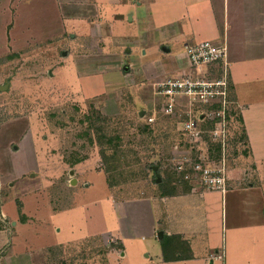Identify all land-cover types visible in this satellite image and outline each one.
<instances>
[{"label":"crops","instance_id":"0c3cea01","mask_svg":"<svg viewBox=\"0 0 264 264\" xmlns=\"http://www.w3.org/2000/svg\"><path fill=\"white\" fill-rule=\"evenodd\" d=\"M65 35L69 39L65 40ZM50 40H57L58 46L61 42L84 47L93 44L100 56L104 52L103 41L113 46L132 42L126 52L130 53L133 64L125 65L124 70L136 65L142 66V72L146 73L152 67L161 81L189 70L187 43L201 40L225 43L235 101L229 146L231 142L237 143L240 152H249L245 171L252 165L251 173L259 181L249 179L245 184L246 175L241 172L238 176L231 175L228 170L224 191L208 189L191 180L189 190L183 191L165 185L167 182L157 175L156 182L160 185L157 195L128 199L115 194L116 184L110 186L105 169L95 170L86 164L85 170L79 171L77 161L68 169L69 177L58 180L66 192L53 194L55 200L48 195L44 199V193L37 190L43 185L38 169H44L45 163L48 173L52 172L44 152L48 141L45 144L39 141L38 130L30 118L8 121L0 133L20 131L5 143L6 150L24 152L25 160L40 157L42 163L17 177L11 172L10 164L6 167L0 161V187L3 179L14 189L3 201L2 213L32 222L34 229L29 235L40 231L41 224L48 225L51 241L35 246L41 257L46 261L48 253L55 255L69 244L100 237L114 242L103 260L105 264H111L112 259L121 264L123 258L128 264H148L152 260L151 249L155 250L156 259L150 264H210L211 261L212 264H264V0H0V55L26 59L27 50L39 54L42 50L38 48ZM150 52L159 55L156 63L150 62L149 57L142 63V55ZM108 71L102 69L88 76ZM27 75L17 74L29 86L27 89L39 93L36 88H30L38 82L25 79ZM7 86H1V90ZM45 89H50L47 84ZM80 91L86 97L99 92ZM20 119L25 121L24 125ZM13 122L16 123L12 125ZM26 135L33 141L25 138ZM14 144L19 151L10 149ZM216 151L220 152V147ZM102 171L107 193L100 200L81 203L79 197L92 185L88 175ZM231 179L235 180L231 182ZM47 180L50 185V178ZM73 180H76L74 184ZM28 182L36 184L27 187ZM59 217L64 225L70 222L68 232H64L60 221L55 222ZM0 231L3 237L5 228ZM146 241L145 246H140ZM5 257L15 259L13 254Z\"/></svg>","mask_w":264,"mask_h":264},{"label":"rangeland","instance_id":"374dc122","mask_svg":"<svg viewBox=\"0 0 264 264\" xmlns=\"http://www.w3.org/2000/svg\"><path fill=\"white\" fill-rule=\"evenodd\" d=\"M64 37L65 40L69 39L68 35ZM79 40L80 38H77L76 43H79ZM84 40H81V43H84ZM86 42H89L88 39ZM132 44L124 42L113 46L108 41H103L104 52L100 56L93 44L84 47L61 42L58 46L57 40H50L42 44L41 48L37 47L42 50L38 51L39 54H31V51L27 50L29 55L26 59L0 55V130L8 121L30 118L36 131L38 130L36 137L39 141L42 144L48 141L44 152L52 172L48 173L45 163L44 169H38L43 185L37 190L44 193V199L47 195L52 198L53 194L57 196L66 192L58 180L62 177V180L68 178V169L77 161L80 163L77 165L79 171L85 170L86 164L95 170H107L116 183L115 194L131 199L157 195L160 190V185L156 182L157 175L162 178V182H167L165 185L176 186L183 191L189 190L191 182L187 177L194 174V171L190 168L191 164L178 170V164L186 159L195 161L206 154L212 160L219 158L220 152H206L210 147L208 136L199 144L188 142L183 138L181 131L183 116L178 113L167 115L161 111V100L157 94V85L161 78L155 76L156 69L147 68L145 73L142 72V66L139 68L134 65L129 71L124 70L125 65L133 64L130 53L126 52L127 46ZM154 53L142 55L140 61L143 63L149 57L150 62L156 63L159 55ZM102 69L110 70V75L108 72H100L88 76ZM16 73H29L25 79L37 81L38 84L30 88H36L39 93L27 89L29 86ZM51 77L53 78L50 80ZM6 84V89L1 90V86ZM46 84L50 89L44 90ZM80 90L99 92L95 96L87 94L86 97ZM150 116L155 118L153 122L149 121ZM14 123L16 122L12 125ZM24 123L25 121L20 119V124ZM233 129L236 128L233 126ZM17 131L20 130H4L0 133V161L6 167L10 164L11 172L20 177L26 174L29 168L34 169V165H40L42 160L40 157L31 161L25 160L22 157L24 152L6 150L5 143L17 134ZM25 138L33 141L30 135ZM16 145H11L10 149L19 151ZM229 149L226 157L230 174L238 176L240 172L243 173V176L246 175L243 177L245 184H248L249 179L259 181L258 176L251 173L252 165L249 164L248 171H245L244 162L249 152H240L237 143L233 142L230 143ZM52 156L55 159H52ZM154 165L160 167L157 172L152 168ZM6 167H3L5 173ZM48 178L50 185H47ZM88 180L92 185L79 197V201L84 204L102 199L108 190L103 171L91 172ZM2 181L0 222L6 233L3 237L0 236V264H105L103 260L114 242L100 237L69 244L55 255L48 253L45 261L40 250L36 248L51 241L48 237V225L41 224L40 231L31 232L30 238L29 232L34 229L32 222L24 218H21L25 220L22 221L17 216L14 219L7 213L3 215L1 205L14 189H10L11 185L3 179ZM35 184L36 182H28L27 187ZM9 208L11 209V206ZM61 218H56L55 222L60 221L64 232H68L71 226L69 219L66 218L69 224L64 225ZM14 221L15 224L12 223ZM61 234L63 236V232ZM148 241L140 243V246H145ZM149 251L152 256L151 263L155 261L156 255L154 249ZM10 253L13 254L14 260L5 257L11 255ZM120 263L128 264V261L123 258ZM111 264L118 263L112 259Z\"/></svg>","mask_w":264,"mask_h":264},{"label":"built area","instance_id":"2783aa9c","mask_svg":"<svg viewBox=\"0 0 264 264\" xmlns=\"http://www.w3.org/2000/svg\"><path fill=\"white\" fill-rule=\"evenodd\" d=\"M185 51L189 70L157 85L160 108L167 115L183 116L181 131L188 142L199 144L208 136L210 147L206 152H216V146L220 147L221 154L216 160L209 155L200 156L195 161H181L177 168L181 170L191 164L194 174L187 177L189 180L208 189L224 191L228 177L226 152L235 103L228 47L225 43L201 40L187 43ZM154 120L150 116L149 121Z\"/></svg>","mask_w":264,"mask_h":264},{"label":"trees","instance_id":"16d2710c","mask_svg":"<svg viewBox=\"0 0 264 264\" xmlns=\"http://www.w3.org/2000/svg\"><path fill=\"white\" fill-rule=\"evenodd\" d=\"M232 114H235V110L232 112ZM216 148L219 149L218 146H216ZM106 171H107V170H106ZM108 173H109V172H108ZM108 181L110 182V186L116 184V183L113 182V180H112V178L109 176V174H108ZM0 221H1V220H0ZM0 229H3V225L1 224V222H0ZM51 251H53V250H50V252H51ZM54 253H55V252H54Z\"/></svg>","mask_w":264,"mask_h":264},{"label":"water","instance_id":"95a60500","mask_svg":"<svg viewBox=\"0 0 264 264\" xmlns=\"http://www.w3.org/2000/svg\"><path fill=\"white\" fill-rule=\"evenodd\" d=\"M1 89H2V87H1ZM154 169L157 170V169H158V166H154ZM72 173H73V172H72ZM158 180H160V178H158ZM75 182H76V180H73L72 183L74 184ZM212 263H213V261L210 262V264H212Z\"/></svg>","mask_w":264,"mask_h":264}]
</instances>
